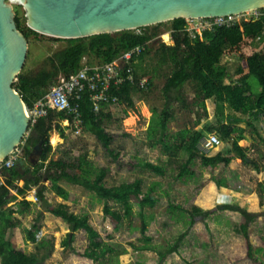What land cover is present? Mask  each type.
<instances>
[{
    "label": "rangeland",
    "instance_id": "1",
    "mask_svg": "<svg viewBox=\"0 0 264 264\" xmlns=\"http://www.w3.org/2000/svg\"><path fill=\"white\" fill-rule=\"evenodd\" d=\"M11 5L14 14L17 12L26 22L22 6L16 3ZM255 16L256 12L252 11L240 18L250 20ZM170 27V22H163L158 26L159 33L149 41V53L143 61L137 62L138 74L146 72L148 75L145 76L151 78V85L143 92L132 93V106L126 102H119L104 109L109 117H105L103 126L111 135L110 148L114 153H118V159L115 160L110 156L94 135L83 128L78 133L73 126L61 121L64 137L54 124L49 132V144L52 150L48 160L85 156L97 169L106 168L105 182L108 186L141 179L145 192L155 184L153 196L158 202L154 207L144 209L148 222L145 235L151 238L149 244L155 250L163 251L173 244L180 234L187 231L177 253L169 254L160 262L156 251H141L132 247L144 243L136 225L140 208L135 202H133V216L124 219L119 229H115L111 220L103 213L105 201L99 199L93 192L79 185L61 181L60 185L69 194L68 199L64 200L49 188L50 183L46 179L40 184L45 187L44 195L50 205L64 204L69 213L86 216L101 240L123 246L125 253L107 255L97 261L82 256L89 246L87 233L84 230L72 232L66 222L47 211L45 205L38 199L35 200L34 194L38 186H32L25 195L18 196L15 201L7 205L16 208L15 203L23 198L32 203L28 212L14 214L19 219L20 225L8 230L6 235L18 250L26 254H38L39 257L48 253L45 264H254L247 256L246 241L238 231L240 214L236 211L217 209L219 205L236 204L256 215L248 225V238L252 244L253 256L264 264V144L258 138V134L264 137V120L262 118L253 120L249 115L235 112L227 104L216 106L211 100L205 101L206 111H203L197 102H194L195 93L192 83L189 82L183 88L185 105L177 102L170 104L169 112L172 118L166 130L168 139L173 141L172 136L181 130L191 133L200 131L205 138L211 134L217 135L216 132H209L207 127L219 120L242 128L244 138L239 140L238 144L246 149L247 159L255 162L259 171L253 164L245 163L234 153L228 152L231 139L222 141L218 137L220 144L213 148L208 156L223 152L225 155L233 156L230 164L227 166L218 164L215 168L204 167L201 165L200 155H197L188 165L189 173L179 177L189 153L181 150L176 157H170L164 153L161 145H152V140L148 137L155 111L158 115L165 108L162 88L172 70V64L162 63L159 58L162 44L169 46L174 44ZM48 37L31 36L28 39L26 59L20 73H37L47 66V58L54 51L67 44L65 41L53 42ZM247 52L264 53V35L255 41ZM221 64L228 72V78L224 82L235 80L239 58L236 55H224ZM257 89L254 85V90ZM249 122L253 126H249ZM53 134L59 137V142L56 144L51 142ZM28 136L29 133H26L25 137ZM24 143L23 141L18 147L20 155ZM38 158L39 156H34L29 161L21 157L16 163L28 168L37 163ZM143 161L161 166L164 170L163 175L140 166L139 162ZM29 171L32 173V169ZM27 178L32 177L28 174L23 175L17 179L16 184L20 187L24 186ZM214 178L224 179L229 188L217 187ZM0 181H4L1 171ZM11 191L16 194V190ZM107 204L118 209L112 201H108ZM176 206L185 211L171 209ZM193 207L214 210V212L208 217L195 216L194 224L188 226ZM34 225L38 227L36 243L28 241L23 232L24 228L33 229ZM65 241L68 243L65 244ZM40 242L43 246H39Z\"/></svg>",
    "mask_w": 264,
    "mask_h": 264
},
{
    "label": "trees",
    "instance_id": "2",
    "mask_svg": "<svg viewBox=\"0 0 264 264\" xmlns=\"http://www.w3.org/2000/svg\"><path fill=\"white\" fill-rule=\"evenodd\" d=\"M17 28L24 34L28 40L31 36H44L26 26L16 12L14 17ZM171 23L170 34L174 42L173 45L162 44L160 48V58L162 63L170 62L172 70L167 76L162 88V94L165 99V108L153 117V124L148 130V137L152 140V145H161L162 150L170 157H176L181 150H186L189 157L183 163L179 177L189 173L188 165L193 159L200 155L201 165L204 167L215 168L218 164L229 165L233 156L225 155L219 152L214 156H208L199 153L197 148L199 140L203 137L202 132L181 130L172 136L170 141L166 134L167 124L172 118L169 112L172 102L185 105L183 88L186 83H192L197 104L206 111L205 101L211 100L216 106L227 104L235 112L243 115H249L253 120L262 118L264 120V53L247 52V49L264 35V16L249 21H237L231 27H214L212 30L204 31L202 37L190 39L184 31V19H175ZM162 23L146 26L137 30L121 31L115 33H105L93 35L85 38L62 39L48 37L51 41H65L67 44L54 51L47 58V66L35 74L19 73L12 84V87L20 94L22 100L33 108L34 102L43 96L47 90L55 83L59 75L69 76L76 73L81 68V62L84 57L88 58V64H102L113 61L122 52L129 50L137 45H145L158 32V26ZM139 31V32H137ZM150 47L139 56L138 62L143 61L149 53ZM224 55H236L239 58V64L235 70L236 79L225 83L228 78L227 68L221 64V58ZM92 58V59H91ZM138 63V64H139ZM138 64H135L136 79L148 78V87L151 85V78L146 72L138 74ZM255 80V81H254ZM254 85L258 88L254 90ZM112 93L118 95L119 102H126L129 106L133 105L131 100L134 91H145L137 86L124 84L119 88L112 87ZM80 119L84 130L94 135L102 144L107 153L115 160L118 159V153H114L110 148L111 135L105 131L103 126L105 117L104 110L95 114L89 97L84 95L80 101ZM69 119L65 112L48 110L44 117H37L31 120L28 126V137H24L18 145L22 147V159H31L33 147L42 142L41 153L38 162L28 166L24 174L32 178H27L24 186L16 184L20 178L16 166L4 168L1 170L4 181H0V264H45L48 253L39 257L38 254H26L18 250L14 243L6 235L8 230L14 229L20 225L19 219L14 214H24L29 211L31 202L19 200L13 205L7 206L9 202L15 201L18 196L26 194L31 187L37 188L36 196L40 203L45 205L47 211L52 215L61 218L69 225L72 232L84 230L89 239V246L82 253L85 258L97 261L111 254H123L125 249L117 243H109L100 239L98 232L89 224L86 216H79L69 213L64 204L50 205L44 195L45 187L40 183L46 179L50 183V189L57 196L68 199V192L60 185L61 181L79 185L82 188L93 192L99 199L105 201L103 213L119 229L124 219L133 216V202L139 206L137 223L144 243L141 246L132 245L136 250L156 251L159 261L162 262L171 253H177L181 241L187 234V231L180 234L175 242L163 251L155 250L149 243L151 238L146 236L148 222L144 209L154 207L158 199L153 196L155 184L151 185L145 192L143 191L141 179H135L131 182H124L115 186H108L105 182L107 176L106 168H96L86 159L85 156L76 158L63 157L59 159H49L48 156L52 150L49 144V132L53 125L60 131L64 137V128L60 122ZM249 126H253L251 122ZM209 132H216L222 140L231 139V146L228 152L234 153L236 157L241 158L245 163L254 165L259 171L258 165L249 161L246 156V149L238 144L239 140L244 138L243 129L228 123L217 121L207 127ZM236 134V135H235ZM258 138L264 144V137L258 134ZM139 165L147 168L158 175H163L164 170L161 166L147 161L139 162ZM32 169V173L29 171ZM43 171V173H40ZM217 187L229 188L224 179H213ZM41 185V186H40ZM11 190H16L13 194ZM108 201L114 202L117 208H112L107 204ZM172 210L181 209L173 207ZM218 210L236 211L241 216L238 231L243 235L246 241L247 256L253 260L254 264H261L253 256L252 244L248 238V225L256 215L237 206L236 204H223L217 207ZM182 211H185L181 209ZM214 210H202L193 207L190 211L188 226L195 222L194 217H208ZM264 215V212H263ZM38 227L33 229L24 228L26 239L36 243V233ZM68 241H65L67 244ZM43 246V243L39 244Z\"/></svg>",
    "mask_w": 264,
    "mask_h": 264
},
{
    "label": "water",
    "instance_id": "3",
    "mask_svg": "<svg viewBox=\"0 0 264 264\" xmlns=\"http://www.w3.org/2000/svg\"><path fill=\"white\" fill-rule=\"evenodd\" d=\"M12 3L22 6L28 28L62 39L264 9V0H0V162L18 147L32 120L31 108L12 87L28 47V40L16 26ZM41 148L39 142L31 157L39 156ZM16 169L24 173L19 164Z\"/></svg>",
    "mask_w": 264,
    "mask_h": 264
},
{
    "label": "built area",
    "instance_id": "4",
    "mask_svg": "<svg viewBox=\"0 0 264 264\" xmlns=\"http://www.w3.org/2000/svg\"><path fill=\"white\" fill-rule=\"evenodd\" d=\"M254 11L256 16L252 19L264 16V9ZM246 13L248 12L219 17L187 18L184 19V31L190 39L201 38L204 31L212 30L214 27L228 28L237 21L244 20L240 17ZM148 44L149 42L145 45L132 47L108 63L89 65L87 58L84 57L81 68L76 73L69 76L59 75L47 92L34 102L33 108H31L32 121L37 117L46 116L48 110L65 112L69 119L63 121L73 126L79 133L82 130L79 107L84 95L89 97L92 110L97 114L106 107L119 103V97L112 93V87L119 88L124 84H130L146 90L148 78L136 79L135 64H137L139 56L147 49ZM219 144L218 136L211 134L208 138L202 137L197 148L201 153L208 155ZM20 153L17 147L0 162V171L16 166V162L22 157ZM34 195L36 200V193Z\"/></svg>",
    "mask_w": 264,
    "mask_h": 264
},
{
    "label": "bare ground",
    "instance_id": "5",
    "mask_svg": "<svg viewBox=\"0 0 264 264\" xmlns=\"http://www.w3.org/2000/svg\"><path fill=\"white\" fill-rule=\"evenodd\" d=\"M51 142H52L53 144L58 143V142H59V137H58L56 134H53V135L51 136Z\"/></svg>",
    "mask_w": 264,
    "mask_h": 264
},
{
    "label": "crops",
    "instance_id": "6",
    "mask_svg": "<svg viewBox=\"0 0 264 264\" xmlns=\"http://www.w3.org/2000/svg\"><path fill=\"white\" fill-rule=\"evenodd\" d=\"M17 165H18V163H17ZM21 167L23 168V172H24L26 168H24V165H22V164H21ZM19 174H20V177H22L23 175H27V174H24V173H20V171H19Z\"/></svg>",
    "mask_w": 264,
    "mask_h": 264
}]
</instances>
